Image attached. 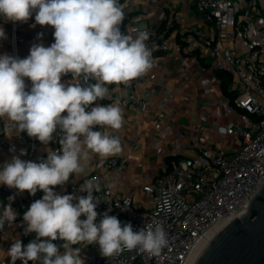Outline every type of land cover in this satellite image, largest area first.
<instances>
[{
  "label": "built area",
  "instance_id": "built-area-1",
  "mask_svg": "<svg viewBox=\"0 0 264 264\" xmlns=\"http://www.w3.org/2000/svg\"><path fill=\"white\" fill-rule=\"evenodd\" d=\"M162 2L164 18L159 13ZM119 3L124 6L125 13L120 31L122 34L132 29L147 31L146 44L151 50V62L157 52L163 54L164 60L179 56L181 68L196 66L199 59L208 61L203 69L214 78L208 76L202 81H208L206 89H210L213 99L221 104L229 122L215 126L214 132L206 130L205 133L198 121L192 122L189 127L192 154L179 155L171 163L165 160L160 171L144 183L143 196L126 191V186L123 190L115 186L123 174L122 157L118 153L99 158L98 168L73 174L65 185L56 186L54 191L86 196L87 193L80 192L79 188L91 181L99 189L93 193L100 202L96 208L97 221L108 212L122 225L131 223L134 231L145 224L158 223L166 233L168 243L158 254L134 249L104 258L97 245H88L81 251L85 264H193L224 223L246 212L253 196L264 184V0H119ZM184 7L198 16L197 23L187 24L188 12L183 11ZM157 15L159 21H156ZM0 21L6 23L3 17ZM33 21L35 24V19ZM6 24L5 42L9 53L20 57L24 22ZM175 29L177 32L171 36ZM131 34L135 35V32ZM189 53L193 55L190 61L186 56ZM150 71L148 69L127 83L108 85L109 96L104 100L119 101L122 109L132 106L146 115L148 102L141 85L149 79ZM218 71L230 77V89L235 93L233 99L223 93L216 76ZM71 78L69 73L61 78V82L66 83ZM25 82L30 88L31 82L27 78ZM124 89L128 90L126 94H123ZM221 128L225 129L222 139ZM94 130L101 129L96 126ZM109 131L121 140L119 134ZM60 136L57 129L53 140L48 145L42 144L44 151L35 156L29 153L23 160L40 162L46 159L49 149H60ZM19 138L29 147L40 143L26 132H21ZM3 141L0 135V145ZM9 193H13V188L1 186L0 196ZM23 195L21 214L12 225L19 230L26 229L23 214L44 193L38 190L33 196L25 191ZM9 227L6 223L0 231V241ZM213 230L216 231L211 235ZM34 239L36 233L26 232L22 244L26 246ZM53 243L59 246L63 242ZM15 264H22V261L17 260ZM29 264L39 262L29 261Z\"/></svg>",
  "mask_w": 264,
  "mask_h": 264
},
{
  "label": "clouds",
  "instance_id": "clouds-1",
  "mask_svg": "<svg viewBox=\"0 0 264 264\" xmlns=\"http://www.w3.org/2000/svg\"><path fill=\"white\" fill-rule=\"evenodd\" d=\"M33 15L32 27L54 29V43H33L25 58L0 54V122L5 137L26 132L43 145L59 129L61 147L49 149L40 162L22 160L26 152L21 150L0 167V184L33 196L38 190L44 193L23 214L25 231L36 233V239L26 246L16 239L4 257H10L11 264H85L81 251L88 245H97L104 258L134 249L158 254L168 243L160 224L134 231L131 223L122 225L108 212L97 221L100 202L93 193L99 189L91 181L79 188L86 196L54 191L73 174L83 173L92 154L104 159L121 151L119 138L109 131L122 126L119 101L92 105L109 96L108 85L127 83L151 67L148 32L132 29L122 34L125 13L119 0H0V17L6 23H26ZM41 36L37 34V41ZM5 39L0 26V40ZM69 73L71 80L62 83ZM96 126L101 130H94ZM16 219L11 204L2 205L0 231ZM57 240L63 243H53Z\"/></svg>",
  "mask_w": 264,
  "mask_h": 264
},
{
  "label": "crops",
  "instance_id": "crops-1",
  "mask_svg": "<svg viewBox=\"0 0 264 264\" xmlns=\"http://www.w3.org/2000/svg\"><path fill=\"white\" fill-rule=\"evenodd\" d=\"M160 8V16L164 18L166 13H164L165 9L162 11L163 2ZM183 11L188 12L186 17L188 25L198 22V16L194 15L193 11L189 12V9L185 7ZM33 19L34 15L29 18L28 22H24L21 28L20 58L29 55V49L33 43L41 42L46 47L54 43L52 27L40 25L32 27ZM159 20L158 16L156 21ZM0 26H3L4 30L8 27L1 21ZM176 32V29L171 31V36H174ZM38 33L42 34L39 41H37ZM3 53L10 54L5 40H0V54ZM186 56L188 61L193 57L190 53ZM180 61V57L177 55L164 60L163 54L155 53L149 68L152 74L141 85L148 102L147 114L142 115L132 106L121 108L122 126L119 130H112L121 136V151L118 154H121L122 157L123 174L116 182L115 186L118 189L123 190L126 186V191H132L137 195L140 190H137V193L134 192L135 182L144 184L153 174H157L167 157L192 154L189 134L192 122L198 121V125L204 133L206 130L214 132L215 126L225 125L229 122V118L221 110V104L216 102L215 98L213 99L210 89H206L205 85L209 84L208 81H202L208 76L211 79L214 78L210 72L203 69L208 61L199 59L198 65H187L184 68L179 66ZM127 91L124 89L123 94H126ZM205 92L208 94L205 95ZM98 104L112 103L109 100H101L95 101L92 106ZM212 124L216 125L212 126ZM2 129L3 123L0 122V135L4 139L0 145V167L6 162H10L13 156H19L21 150L26 152V155L20 156L22 160L28 157L29 153L30 156H35L38 152L45 150L41 143L30 147L25 145L20 141V134L9 139L4 136ZM99 162V157L92 154L84 173L98 168ZM1 186L3 185L0 184V188ZM17 192L18 190L13 188V193L0 196V211H2V205L11 204L17 215L21 214L20 203L24 199V195ZM9 197H14V199L10 200ZM25 235V229L19 230L14 226L7 229L5 237L0 241V264L11 262L10 257H4V252L8 251L16 239L24 242Z\"/></svg>",
  "mask_w": 264,
  "mask_h": 264
},
{
  "label": "water",
  "instance_id": "water-1",
  "mask_svg": "<svg viewBox=\"0 0 264 264\" xmlns=\"http://www.w3.org/2000/svg\"><path fill=\"white\" fill-rule=\"evenodd\" d=\"M193 264H264V184L246 212L224 223Z\"/></svg>",
  "mask_w": 264,
  "mask_h": 264
},
{
  "label": "trees",
  "instance_id": "trees-1",
  "mask_svg": "<svg viewBox=\"0 0 264 264\" xmlns=\"http://www.w3.org/2000/svg\"><path fill=\"white\" fill-rule=\"evenodd\" d=\"M216 76L220 80L221 89H222L223 93L225 95L231 97V99H233L235 97V93H234V91H232L230 89V84H231L230 77L223 71H218ZM178 157H179V155H177V156H169V157H167L166 161L168 163H171L172 160L178 159Z\"/></svg>",
  "mask_w": 264,
  "mask_h": 264
},
{
  "label": "rangeland",
  "instance_id": "rangeland-1",
  "mask_svg": "<svg viewBox=\"0 0 264 264\" xmlns=\"http://www.w3.org/2000/svg\"><path fill=\"white\" fill-rule=\"evenodd\" d=\"M224 132H225V129L224 128H221L219 130V134H220V139H222V137H224ZM223 142V141H222ZM143 183H139V184H136L134 187V192L137 193V190H140V195L143 196L144 192H143ZM137 196V195H136ZM135 196V198H136Z\"/></svg>",
  "mask_w": 264,
  "mask_h": 264
},
{
  "label": "bare ground",
  "instance_id": "bare-ground-1",
  "mask_svg": "<svg viewBox=\"0 0 264 264\" xmlns=\"http://www.w3.org/2000/svg\"><path fill=\"white\" fill-rule=\"evenodd\" d=\"M216 230H213V232L211 233V235L215 232ZM214 235V234H213Z\"/></svg>",
  "mask_w": 264,
  "mask_h": 264
}]
</instances>
